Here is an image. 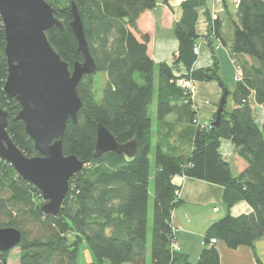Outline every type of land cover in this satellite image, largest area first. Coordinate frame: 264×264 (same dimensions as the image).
I'll use <instances>...</instances> for the list:
<instances>
[{
	"label": "trees",
	"instance_id": "obj_1",
	"mask_svg": "<svg viewBox=\"0 0 264 264\" xmlns=\"http://www.w3.org/2000/svg\"><path fill=\"white\" fill-rule=\"evenodd\" d=\"M46 1L56 9V18L63 25L62 29L54 26L46 32L48 41L70 70L84 62L70 26L71 4L76 5L96 72L84 76L78 84L83 106L77 123L69 119L64 133V154L75 155L84 162V168L70 179L59 216L45 214L42 206L46 201L41 191L0 158V229L21 232L19 264H78V245L83 240L97 260L89 264H148V257L150 264H221L211 239L232 250L253 247L264 237V127L257 124L253 109L254 102L264 107V0H237L235 19L226 14L233 26L229 38L225 18L209 17L207 43L213 53L211 37L229 49L237 69L234 90H229L234 108L229 110L226 105L218 127L197 124L193 96L179 85L181 79L211 82L219 77L216 57L212 67L194 68L198 57L194 53L197 9L204 1L182 2L183 15L175 26L178 52L171 64L158 65L148 54L149 36L139 40L134 33L139 18L154 9L158 0ZM162 1L168 4L171 0ZM5 45L0 15V107L9 113L7 131L16 146L27 157L39 156L24 122L16 120L20 103L4 93L8 77ZM238 71L242 73L239 81ZM97 72H105L108 78L100 104L94 96ZM154 99L155 134L149 115ZM98 124L119 144L136 140L135 156L128 158L116 152L96 155ZM191 134V152H179L175 142ZM222 140H230L247 163L238 176L232 175L230 164L220 153ZM152 168L154 205L150 229ZM176 176L224 187L223 200L228 209L239 201L252 208L249 215L227 214L213 223L195 263L172 248V213L181 203L180 187L173 183ZM71 234L75 235L72 242ZM11 251L0 252V264H8Z\"/></svg>",
	"mask_w": 264,
	"mask_h": 264
},
{
	"label": "water",
	"instance_id": "obj_2",
	"mask_svg": "<svg viewBox=\"0 0 264 264\" xmlns=\"http://www.w3.org/2000/svg\"><path fill=\"white\" fill-rule=\"evenodd\" d=\"M70 24L84 55L83 63L72 70L50 45L46 32L52 27L63 28L56 18V9L46 0H0V15L6 34L4 52L8 61V77L4 93L21 105L16 120L25 124L28 136L40 154L27 157L11 139L8 131L9 113L0 107V158L9 163L17 174L36 186L46 203L45 214L59 216L69 192L70 179L82 171L84 162L75 155L63 152V137L68 120L77 123L83 102L78 84L86 75L96 72L84 35L83 24L74 3ZM217 69L214 72L216 75ZM215 80L223 94L218 104L213 126L218 127L227 105L229 89L220 79ZM96 155L116 152L133 158L137 151L136 140L126 144L116 142L101 124L97 126ZM22 234L15 228L0 229V252L17 248Z\"/></svg>",
	"mask_w": 264,
	"mask_h": 264
},
{
	"label": "crops",
	"instance_id": "obj_3",
	"mask_svg": "<svg viewBox=\"0 0 264 264\" xmlns=\"http://www.w3.org/2000/svg\"><path fill=\"white\" fill-rule=\"evenodd\" d=\"M187 0H171L165 4L162 0L154 9L143 14L134 31L140 40L143 35L150 38L148 54L156 65L160 63L171 64L178 52L179 42L175 33V26L183 15L182 2ZM204 5L197 9L198 20L196 23V44L200 47V54L194 64L195 69L212 67L214 57L219 60L218 75L224 84L231 88V79L235 82L236 66L234 57L229 49L223 47L220 42L211 37V45L207 43L210 19L225 18L227 26L229 13L235 19L237 0H202ZM210 16H209V15ZM227 37L232 36V31L225 28ZM223 91L216 80L211 82H197V90L193 97L194 108L197 112L196 121L201 126L210 125L216 116L218 104ZM231 95H229L230 97ZM228 97V101H229ZM232 98V97H231ZM227 101V103H228ZM234 108L232 101V107ZM253 109L257 124L264 127V107L253 103ZM193 135L186 139H180L175 144L179 152L190 153L192 149ZM220 153L230 164L233 176H238L247 166V163L238 156L234 144L230 140H222ZM173 183L180 187V205L172 213V226L174 230V243L177 251L187 255L190 262L198 261L202 250L205 248V234L207 229L215 222L230 214L233 217L249 215L251 206L245 201H239L228 209L223 197L225 189L220 185L211 184L197 179H187L182 176L173 178ZM216 247L220 253L221 264H264V237L256 241L253 247L242 246L237 249H229L225 243L218 241Z\"/></svg>",
	"mask_w": 264,
	"mask_h": 264
},
{
	"label": "rangeland",
	"instance_id": "obj_4",
	"mask_svg": "<svg viewBox=\"0 0 264 264\" xmlns=\"http://www.w3.org/2000/svg\"><path fill=\"white\" fill-rule=\"evenodd\" d=\"M58 3V2H57ZM227 32L232 31L233 32V26L230 21L227 22V26L225 27ZM227 34V33H226ZM236 74V71L235 73ZM157 78V74H156ZM107 74L105 72H97L94 75V96L96 103L100 104L102 102L103 93L107 85ZM136 80L140 82V79L138 76L136 77ZM157 83V80H156ZM226 85V84H225ZM232 85H234L233 80L231 79V88ZM157 86V84H156ZM227 86V85H226ZM227 87H230L229 85ZM229 89V88H228ZM232 107V98L229 97V101L227 103V108L230 110ZM156 110H157V100L154 99L150 109H149V115L153 120V132L155 134L156 131ZM153 155V154H152ZM151 179H150V189H149V228L151 229L152 221H153V205H154V187H153V175H154V168H152L151 172ZM149 235H151V232H149ZM75 239V235H70V241L72 242ZM20 261V249L15 248L11 251L8 264H19ZM91 262H97L95 255L92 253L91 249L87 245L86 241L83 240L78 245V258L77 263L78 264H89ZM104 264H111L109 261H105ZM148 264H150V258L148 257Z\"/></svg>",
	"mask_w": 264,
	"mask_h": 264
},
{
	"label": "built area",
	"instance_id": "obj_5",
	"mask_svg": "<svg viewBox=\"0 0 264 264\" xmlns=\"http://www.w3.org/2000/svg\"><path fill=\"white\" fill-rule=\"evenodd\" d=\"M216 1H221V0H216ZM194 53L198 56L200 54V47L196 44V46L194 47ZM241 71H238L237 73V80H241ZM179 85L181 88L185 89L188 93L192 94V96L194 97V94L196 93L197 90V82L192 80V79H181L179 80ZM217 243L216 239H211L210 244L211 245H215ZM172 248L173 249H177L176 244L173 243L172 244Z\"/></svg>",
	"mask_w": 264,
	"mask_h": 264
}]
</instances>
